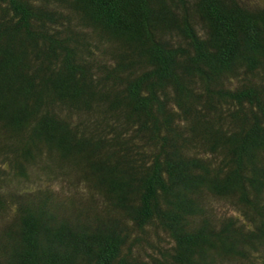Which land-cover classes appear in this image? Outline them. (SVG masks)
<instances>
[{
	"label": "trees",
	"instance_id": "16d2710c",
	"mask_svg": "<svg viewBox=\"0 0 264 264\" xmlns=\"http://www.w3.org/2000/svg\"><path fill=\"white\" fill-rule=\"evenodd\" d=\"M0 264H264V0H0Z\"/></svg>",
	"mask_w": 264,
	"mask_h": 264
}]
</instances>
